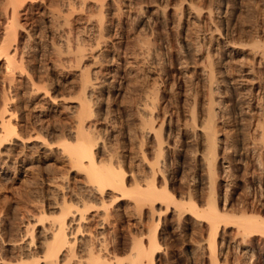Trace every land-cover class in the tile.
I'll use <instances>...</instances> for the list:
<instances>
[{"label":"bare ground","instance_id":"bare-ground-1","mask_svg":"<svg viewBox=\"0 0 264 264\" xmlns=\"http://www.w3.org/2000/svg\"><path fill=\"white\" fill-rule=\"evenodd\" d=\"M42 1L43 0H0V153L6 157L8 154L12 156L13 151L9 150V148L5 149L4 144H7L13 137L17 141L19 140L18 144L23 143L24 145L25 142H31V134L26 137V135H22L20 132L21 130L19 131L20 125L23 124L19 125L18 120L15 118L20 109L17 105V107L11 106V103L14 101L17 103L21 102L24 91H26L24 88L29 89L31 86L40 87L37 83L41 82L39 79L41 76H39L37 72H39L38 70L42 66L38 64L31 65L29 47L31 46V41L35 39V36L33 37L34 31L31 25L32 23H30L31 15L33 16L31 13L34 10L36 13L40 12L39 10L43 8L41 4ZM85 1L86 0L83 1V4ZM94 1L97 3L99 12V15L97 14L98 16H96L98 19L96 21V37L102 39L108 36H105V33H108L110 30L109 25L111 23L108 22L110 24H105L104 21V17L107 14L105 11L106 9L103 8L104 5L102 1L104 0H93V2ZM159 1L163 4L162 21L165 23L168 21V8L171 18L175 16L179 22L181 19L188 18L192 12L193 14L195 13L194 15H196L195 18L197 17V19H211L210 15L212 12L209 11V9L207 12L202 13V11H198L192 4H182L176 9L169 7V0ZM251 1L236 0L237 6L243 4L247 9L242 17H239L237 15L238 13L236 14V46L234 44L230 45L229 40H226L227 32H225V41L223 43L226 48L224 50L222 49L224 57L218 63H215L213 61L214 59L210 55H207L206 65H203L202 69L199 68L200 87H195L193 90H191V88L189 91L187 90L190 95V101L189 108L187 107L188 109L186 111L188 112V115H186L188 118L184 120V128L177 132L176 136L172 137L171 124L175 121L172 112L163 114L159 119L154 117L156 121L153 120L152 117L141 115L139 123L136 126L137 129H134L135 131L133 134H131V131L130 133H126V141L128 142L126 144H128V146L126 147V145H123V150L121 151L118 150V148L112 147L110 140V145L106 143L108 140H105V136L103 137L102 135L103 130H105L104 124L106 122L103 124L104 120L101 122V118L97 116L98 113L96 114L98 111L92 108L91 96L95 92H98L100 96L103 92H107V99L109 95H113L114 97L117 96L121 89H123L121 80L127 75H120L118 71L115 70L112 76L114 78L118 77L119 80L114 84L115 79L111 77L110 73L111 82H109L110 84L113 83V86L111 85L113 92L105 91V87L109 83L106 81L108 78H104V73L99 69L100 67L98 69H90L84 65H80L78 61L81 59V50L79 48V42L77 43L78 45L76 47L79 46V49L75 47V55H79L78 58H80H77L78 60L75 61L78 62L76 65L79 66V76L74 86L75 90L73 91L76 92V96L74 95V97L72 95L73 98H75V107H73L76 112L73 113V115H75L72 118L75 119L72 121L73 124H70L71 127L69 132L66 133L68 135H62L61 140L59 137V140H55L58 135L56 133L57 135L55 134L54 140L56 143L57 141L59 142V146L57 147L60 149V154H64V160L66 159L69 163V167L72 168L75 174L78 173L81 176V180L80 178L78 180L74 178L80 183L76 184L69 180H72V178L68 177L69 179H67L66 175L60 174L61 177H59L61 178V182L56 183V185H54L56 186L55 188L51 187L52 190L47 189V193L44 191L45 196L43 198L41 197V202L44 201V205H41L37 214H31L32 221L27 222V226L24 228L25 232L23 235L27 236V241H23L22 243L19 242L20 244L15 243V240L10 238L11 229H4L1 239L9 243L7 249H10L11 253L14 252L12 258L15 256V263L12 262L14 259L12 261H7L8 263L4 262L5 258L3 257V253L6 252V249L3 250L2 248L3 253L1 255L3 256L0 255L1 264H18V262L20 264H166L169 255H173L176 250L174 247L175 243L172 244L169 243L168 240L166 241L161 231L163 230L161 224L168 220L166 218L167 215L165 217L162 215L170 213L177 221L176 227L182 229L183 236L188 233L187 231H191L190 228L194 226V224H196V226L198 225L200 228H198L200 231L197 233L198 239H186L188 242L185 240L184 251L187 254V259L190 258L189 261L185 260L188 262L187 264H234L232 258L229 256L230 254L228 255V248L231 246L236 249L237 256L235 257L237 264H264V215L260 213V210H262L261 208L264 207V203L261 199V194L258 199L255 197L256 195L253 194L252 198L251 196H246V198H244L239 195L242 199H240L239 203L237 202L239 205L241 203V205L236 213H230L224 205H219L221 196L219 193L220 189L228 185V183L222 184L219 180V173L229 168L237 169L238 166L236 164L232 165V163H234V161L237 162L243 156L246 157L249 149H247L246 146L245 148L244 146H240L244 142L238 145L240 137H235L232 140V145L234 147L232 150L233 153L231 152L230 154V145L226 146V140H224V138H229V136L225 137L226 131L223 134L224 138L219 136V124L217 123L219 120L217 119L218 117L220 118L223 113H227L228 116L232 115V119L236 121L237 127L239 126L240 120L244 118V114L249 110L251 104L250 99L253 97L251 89L254 82L250 80L252 79L251 75L254 71L253 65L264 62V26L259 25V21L255 17L256 11L249 9L248 6L252 7L254 5ZM117 3H119V0H117ZM249 3H251V5H248ZM237 6L236 10L238 9ZM117 8V10H119V7ZM170 8L172 9L171 12ZM53 12H51V14ZM59 14L60 12L57 13V17L62 18L63 24H67L65 28H68V26L70 27L71 20L69 19V15ZM52 15L51 21L54 23L56 14L53 13ZM175 17L174 19H176ZM56 20L58 19L56 18ZM65 34L69 35V32ZM77 36L75 39H77ZM72 39L74 40V38ZM63 40H61V45L63 43L69 44V38L66 37L65 42ZM233 42L234 41H232V43ZM98 45L99 43H97L96 47L100 50L102 47ZM184 46L186 53H191L190 47L186 42H184ZM69 49L71 50L70 46ZM69 49L67 50L68 52H70ZM93 50L95 51V49ZM90 53L92 54V52ZM100 53H102V51L97 54L93 53V58L95 59ZM232 54H236V76L228 74L229 66L226 65L227 62L226 64L223 62L224 58L228 59ZM113 57L114 55H111L110 59H113ZM94 62L96 63V60H94ZM178 65L180 66V64ZM194 71L196 70L194 69ZM41 80L43 82L42 77ZM197 81H199L198 77ZM176 84L178 87L181 86L178 82H176ZM220 84L226 88V91H231V98L226 100V102H223L221 98H215V92L219 91ZM20 85L24 86V88L18 90L17 86ZM129 85L131 86V84ZM41 86H44L42 87L44 91L52 90L53 93L59 92L58 88L54 85L51 86L50 84V86H46L43 82ZM64 91L61 92L64 94ZM69 91L70 90H68V92ZM242 91L243 93H241ZM27 94L29 95V93ZM241 94L246 95L247 98L245 97V99H243L244 96ZM60 95L58 96L55 94L52 98L56 99L61 97L59 100L64 103L70 97L65 98ZM183 96L185 97V95ZM153 99H148L151 101L150 104H152V102L155 103ZM74 100L71 101L74 102ZM225 104L229 107H225ZM68 108L70 109V107ZM106 108L108 109V106ZM141 109L142 112L143 108ZM145 110L146 109H144V111ZM152 111L153 110H150V114H152ZM107 117L110 116L108 115L106 118ZM185 117L183 119H185ZM106 118L105 121H107ZM62 119L64 120V118ZM68 119L70 118L68 117ZM262 121L263 118H261V122ZM28 127L30 126L28 125ZM31 130L34 132L33 135L35 134V136H32L33 139L36 138L35 140H37V138L41 137L42 134L39 135L36 125L32 124ZM62 133H64L63 130ZM50 137L51 135L49 138ZM42 143H45V140L42 141ZM64 160L63 162H65ZM257 161H260L259 156ZM190 165H192L193 168L188 174L190 178L182 176V174H180L182 177H180V175L177 177V172L179 170L184 166H186L187 169ZM190 168L191 167H189V169ZM65 170L67 171V169ZM53 172L56 171L54 170ZM68 172L70 174V171L66 173ZM204 177L206 178L205 182ZM222 179L223 178H221V180ZM51 181L53 182V179ZM56 181H58L57 178ZM174 183H176V186H178L180 190L178 196H175L178 192L174 195L175 192H173V190L171 191L170 187H168ZM243 195H245V193ZM239 205H237V207H239ZM2 223L4 222H1V224ZM231 224L235 225V241H229L225 238V227ZM131 227H133L134 230ZM163 231L165 232V230ZM17 232L18 231H16V233ZM31 244L35 245L33 250L30 249ZM4 248H6V246Z\"/></svg>","mask_w":264,"mask_h":264},{"label":"rangeland","instance_id":"rangeland-1","mask_svg":"<svg viewBox=\"0 0 264 264\" xmlns=\"http://www.w3.org/2000/svg\"><path fill=\"white\" fill-rule=\"evenodd\" d=\"M83 1L84 0H43V3L41 2L43 8L39 10L40 12H37V14L33 9L34 11H32L31 13L33 14V16L31 15L30 23H32L31 25L34 31L33 37L35 36V39L31 41V46L29 47V55L31 60L30 63L31 65L38 64L42 66L39 68V72H37L38 75L43 78V82L46 84V86H50V84L51 86L54 85L58 88L59 92L53 93L51 89V91H44V89H42V87L44 86H41L43 85V82L40 77L39 79L42 83L38 81L39 83H37V85H40L39 88L31 86L29 87V89H26L22 85L17 86L18 90L24 88V90L26 91H24L21 102L17 103L16 101H14L11 103L12 105L10 104L13 107L17 105L20 109L16 114L15 119L18 120L19 125L23 124L20 125L19 128V131L21 130L20 132L22 133V135H26V137L29 134L35 136V134L33 135V130H31L32 124L37 126L39 135H42L41 137L37 138V140H35L36 138L33 139V137L31 136V142H25L24 145L23 143L18 144L19 140L17 141L13 137L10 141L7 142V144H4V148H9V150H12L15 155L12 153V156L11 154H8V156L6 157L2 153H0V243H3L0 244V255L3 253L2 248L3 250L6 249V252L3 253L4 256L1 255L5 258L4 262L6 263H8L7 261L9 260L12 261L15 256L12 258L14 252L11 253V250L7 249L9 247V243L4 242L1 239V235L4 229H11L10 238L14 239L15 243L20 244L23 241H27V236L23 235L25 232L24 228L25 226H27V222L32 221L31 214H37L38 210L41 208V205H44V201H42V203L41 200L45 196L44 194L46 190H52L51 187L55 188L56 186L54 185H56V183L58 182H61L60 174L66 175L67 179L72 178V180H69L73 181L76 184L80 183L77 180L81 176L78 173L75 174L72 168L69 167V163L66 161V159L64 160V154H60V149L59 147H57L59 146V142L57 141L56 143L55 141L58 139V137L61 140L62 135H68L66 133L69 132V129L71 127L70 124H73L72 121H74L73 119H75L72 118L75 115H73V113H76L74 110L75 98H73L74 95L76 96V92L73 91L75 90L74 86L77 83L79 76V66L76 64L79 62L80 65H84L85 67H88L90 69H98L100 67L99 69L104 73V78H108L106 80L107 82H111V77L114 78L112 75L115 70H117L120 75H127L125 76V78H122V80L120 79L122 81L121 84L123 85V89H121L120 93L115 97L113 95H109V102L106 98L107 92H103L104 94L102 93L101 96L98 92H95L91 96L92 108L96 109L95 111H98L96 112V114H99H97V116L101 118V122H103L104 120L103 124L105 122L108 124H104L105 130H103V132L107 130L108 131L106 133L102 132L103 137L105 136V140H108L106 141L107 144H109V142L111 141V146L114 148H118V150L120 151L123 150V145H126L127 147L128 144L126 143L128 142L126 141V133H130L131 131V134H133V132L137 129L136 126L139 123V118L141 115H144L145 117H152V119L156 121V119L162 117L163 114H169L172 112L175 121H173V123L171 124V134L172 137H174L176 136V133L181 131L185 126L184 120H187L186 118H188L186 116L188 115V112L186 111L189 108L190 101V95L188 91L191 88V90H193L195 87H200L199 71L203 68V65H206L207 55H210L214 59L213 61L215 63H218L224 57L222 49L224 50L226 48L223 43L225 41V32H227L226 40H229L230 45L234 44L236 46V14L238 13L237 15L239 17H242L244 15L243 13H246L247 11L246 7L243 4L240 5L241 7L239 5H236V0H169V7L171 8L178 9V7L182 4H192L194 7H196V9H198V11H202V13L207 12V10L209 9V11L212 12L210 15L211 19H197V17L195 18V13L193 14L192 12V17L191 15H189L188 18L181 19V21L179 22L175 16H172L171 18L168 8V21L165 23L164 21H162L163 4L160 3L159 0H119V3H117V0H114V2L113 0H104L102 1L104 5L103 8L106 9L105 11L107 13L104 17V21L105 24L111 23L112 25H109L110 30L108 31V33H105V36H108L102 39H98L96 37V21L98 20L96 16L99 15L97 3L96 1L93 2V0H86V3L84 2L83 4ZM251 2L254 4V7L248 6L249 9H253L254 11H256L255 17L259 21V25L264 26V0H252ZM81 3L83 4V6ZM248 5H251V3H249ZM236 6L238 7L237 10ZM71 7L74 8L72 9ZM117 7H119V10H117ZM56 11L60 12L59 15H69V19L71 20L70 27L68 26V28H65L67 27V24H63L64 22L62 18L57 17L58 12ZM171 11L172 9L170 10V12ZM51 12L56 14L54 17V23H52L53 21H51L53 17V13L51 14ZM174 17L176 19H174ZM56 18L58 20H56ZM66 32H69L70 36L65 34ZM76 36L77 39H75ZM66 37L69 38V44H65L62 42L63 44L61 45V40L64 39L63 41L65 42ZM71 37L74 38V40ZM232 41L234 42L232 43ZM184 42L189 45L191 53H186ZM77 43L80 45V47H78L81 50V59H79L80 57L78 58L79 55H75V49H79L78 47H76L78 45ZM97 43H99L98 46L102 47L100 48V50L98 49V47H96ZM69 46L72 51L69 49ZM65 47L68 48L66 49ZM68 49L70 50V52L67 51ZM93 49H95V51ZM89 51L92 52V54ZM100 51H102V53H100L99 56L96 57L97 59H94L93 53L97 54ZM105 55H107L108 57ZM111 55H114L113 59H110ZM77 58L79 59L78 62L75 61L78 60ZM93 59L96 60V63ZM226 59L227 58H224L223 62H225V64L227 62L226 65L229 66L228 74H231V76H236V54H232L230 57H228V61ZM178 64H180V66ZM90 66H95L96 68H91ZM230 68L234 69L231 70ZM253 68L254 71L251 75L252 79H250L253 80L252 82H254L251 89V92H253V97L250 99L251 104L249 106V110H247L244 114V118L240 120L239 126L237 127L236 121L232 119V115L228 116L227 113H223V115L221 116L222 118L218 117L217 119L219 120L217 121V123L219 124V126L217 124L219 128V136L221 138H224L223 134L225 133V131L229 133H225V137L229 136V138L226 137L227 139L224 138V140H226V146L230 145V154L231 152L233 153L232 150L234 149V147L232 145V140L235 137H240V142L238 143V145L244 142L240 146H244V148L246 146V148L249 149L247 151L246 157L243 156L239 159L240 161L238 160L237 162L234 161V163H232V165L236 164L238 166L237 169L229 168L224 172L221 171V174L219 173V180L222 182V184L228 183L226 187L224 186L222 187V189H220L219 193L222 197L220 196L219 205H224V207L228 212L230 211V213L238 212L241 205V203L240 205L238 204L240 202V199H242L241 196L244 198H246V196H251L252 198L253 195H256L255 197L258 199L260 197L259 195L261 194V199L264 203V62L258 65L254 64ZM194 69L196 71H194ZM191 70H193L194 72ZM196 76L198 77L199 81H197ZM114 79V84H116L119 78L115 77ZM126 81L128 84L126 83ZM110 82L105 87V91L107 90L108 92L110 91L112 93L113 83L110 84ZM176 82L180 83L181 86L178 87ZM129 84H131V86ZM68 90L70 91L68 92ZM61 91H64V94ZM230 92V90L226 91V88L220 84L219 91L215 92V98H221L223 102H226V100H229L231 98ZM27 93H29V95ZM241 93H243V91ZM55 94H57L58 96L61 94L60 96H64L65 98H68L70 96L71 98L69 97L70 100L67 99L68 102L64 100L65 102L63 103V101L59 100L61 97H58L56 99L52 98ZM183 95H185V97ZM241 95L244 96L243 99H245V97L247 98L246 95ZM148 99H153L155 103L152 102V104H150L151 101ZM71 100H74V102ZM107 106L108 109L106 108ZM150 106L153 107L151 108ZM68 107H70V109ZM225 107L229 106L225 104ZM141 108H143L142 112ZM144 109L146 110L144 111ZM150 110H153L151 112L153 115L150 114ZM104 113L106 114V116L109 115L110 117L106 118ZM68 117L70 119H68ZM154 117L156 119H154ZM184 117L185 119H183ZM62 118H64V120ZM105 118L107 121H105ZM261 118H263L262 122ZM113 123L116 125V127ZM28 125L30 127H28ZM260 125L262 128L260 127ZM61 129L64 131V133H62ZM52 132L55 133L53 134ZM50 135L51 137L49 138ZM114 135L118 137H115ZM55 136L57 137L56 139ZM44 140L45 143H42V141ZM115 140L118 141L116 142ZM122 141L124 144L122 143ZM50 143H52L53 145ZM258 156L260 161H257ZM63 160L65 162H63ZM189 167L191 168L189 169ZM189 167L186 169V166H184L181 170H179L177 172V177L182 174V176L190 178L188 174L193 168L192 165H190ZM65 169H67V171H70L71 175L69 174V172L66 173L67 171ZM52 170H55L57 173L53 172ZM182 176L180 175V177ZM56 178L58 179V181H56ZM74 178L77 180H75ZM221 178L223 179L221 180ZM52 179L53 182L51 181ZM205 181L206 178L204 177V182ZM168 187H170L171 191L173 190V192H175L174 195L178 192L175 196H178L180 194V190L178 189V186H176V183L172 184L171 186L169 185ZM244 193L245 195H243ZM239 195L241 196L239 197ZM237 205H239V207H237ZM263 208L264 207H262V210H260V213L262 215H264ZM166 215V218L168 220L161 224L163 226H161V228L165 230V232L163 230L161 231L166 241L168 240V242L172 244L175 243L174 247L176 249L174 251V254H171L172 257L169 255V259L166 264H187L188 262L186 261H189L190 258L187 259L186 257L187 254L184 251V244L188 242L187 240L189 239L197 238V233H199L200 228L198 227V225L196 226V224H194V226L190 228L191 231H187L188 233L183 236L182 229L176 227L177 221L175 217L171 215V213L163 214L162 216L165 217ZM1 222L4 223L1 224ZM234 226V224H231L225 227V238L229 241L236 240V231L234 230ZM131 228L133 229V227ZM16 231L18 232L16 233ZM171 240L174 242H172ZM5 246L6 248H4ZM34 248L35 245L31 244L30 249L33 250ZM9 254L12 255L10 256ZM228 255L232 258L233 263L237 264L235 257L237 256V252L235 247L231 246L230 248H228ZM12 262L15 263V259ZM18 264L20 263L18 262Z\"/></svg>","mask_w":264,"mask_h":264}]
</instances>
